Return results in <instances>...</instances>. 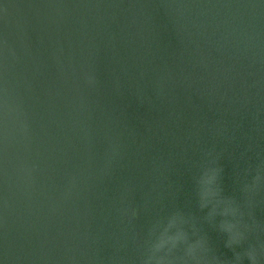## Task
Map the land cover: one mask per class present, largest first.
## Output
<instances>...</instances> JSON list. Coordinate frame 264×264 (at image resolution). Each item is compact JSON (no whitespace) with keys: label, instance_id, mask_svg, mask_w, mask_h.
<instances>
[{"label":"water","instance_id":"obj_1","mask_svg":"<svg viewBox=\"0 0 264 264\" xmlns=\"http://www.w3.org/2000/svg\"><path fill=\"white\" fill-rule=\"evenodd\" d=\"M0 264H264V0H0Z\"/></svg>","mask_w":264,"mask_h":264},{"label":"clouds","instance_id":"obj_2","mask_svg":"<svg viewBox=\"0 0 264 264\" xmlns=\"http://www.w3.org/2000/svg\"><path fill=\"white\" fill-rule=\"evenodd\" d=\"M257 179H258V177H257ZM188 252H189V254H190V252H191V246H189V248H188ZM248 255H249V258L250 259H252L253 261H255V256L250 252V253H248ZM237 258H239V257H237Z\"/></svg>","mask_w":264,"mask_h":264}]
</instances>
